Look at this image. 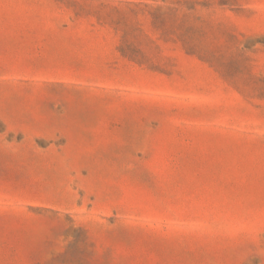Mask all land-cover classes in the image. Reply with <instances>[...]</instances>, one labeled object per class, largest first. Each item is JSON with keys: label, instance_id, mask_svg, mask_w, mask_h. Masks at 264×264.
I'll return each instance as SVG.
<instances>
[{"label": "rangeland", "instance_id": "374dc122", "mask_svg": "<svg viewBox=\"0 0 264 264\" xmlns=\"http://www.w3.org/2000/svg\"><path fill=\"white\" fill-rule=\"evenodd\" d=\"M0 264H264V0H0Z\"/></svg>", "mask_w": 264, "mask_h": 264}]
</instances>
